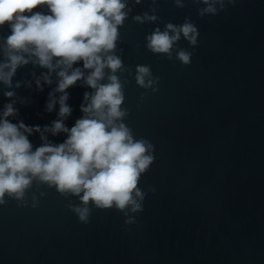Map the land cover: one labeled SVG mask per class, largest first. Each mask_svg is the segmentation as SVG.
Masks as SVG:
<instances>
[{"label": "water", "instance_id": "water-1", "mask_svg": "<svg viewBox=\"0 0 264 264\" xmlns=\"http://www.w3.org/2000/svg\"><path fill=\"white\" fill-rule=\"evenodd\" d=\"M126 3L114 52L124 65L116 73L122 108L129 110L124 122L153 144L155 156L139 184L143 211L125 216L92 208L85 224L66 207L78 198L34 182L24 201L5 196L0 205V264H264V0H237L203 18L197 13L204 5L193 0H183V8L175 0ZM34 11L48 13L47 6ZM145 13L157 19H134ZM189 17L200 33L197 46L181 36L171 59L146 47L157 28ZM9 34L0 27V37ZM180 49L193 53L190 65L176 58ZM137 65L160 78L153 84L158 91L137 85ZM47 73L29 62L17 69L11 88L0 83V118L12 103V123L41 127L29 135L34 149L45 143L44 126L59 118L58 103L47 110L49 94L62 95L55 93V73L51 84L44 82ZM92 91L83 80L67 90L68 128L84 115V94ZM43 134L56 144L67 139L63 132ZM129 217L135 222L126 224Z\"/></svg>", "mask_w": 264, "mask_h": 264}, {"label": "clouds", "instance_id": "clouds-1", "mask_svg": "<svg viewBox=\"0 0 264 264\" xmlns=\"http://www.w3.org/2000/svg\"><path fill=\"white\" fill-rule=\"evenodd\" d=\"M193 2L204 5L197 13L203 18L218 15L226 4L235 5L237 0ZM175 3L179 8L185 6L183 0ZM41 6H47V14L34 11ZM127 7L126 0H0V27L10 30L9 35L0 37V83L11 88L17 69L29 62L48 69L43 77L47 84L52 83L50 74L55 73V93L62 95L57 98L50 93L47 110L51 112L58 103L59 118L51 127L44 126L43 133L67 134L63 143L56 144L48 142L42 133L45 143L34 149L29 135L41 132V127H29L22 121L12 123L8 118L16 115L17 109L12 103L5 105L0 118V205L7 202L5 196L24 201L26 192L34 182H39L55 188L64 197L78 198V204L69 203L66 207L85 224L92 208L116 210L125 216L143 211L146 193L139 184L155 160L154 146L144 137L136 138L124 122L129 110L122 108L125 94L116 75L124 65L114 54L119 27L128 16ZM134 19L143 23L144 19L155 21L157 17L145 13L143 18ZM199 35L189 17L181 25L168 23L164 31L157 28L146 37V47L153 54H166L171 59L181 36L195 47ZM192 55L180 49L176 58L188 66ZM81 62L82 68L74 67ZM151 77L150 66H136L137 85L156 92L159 89L153 84L158 85L160 78ZM81 80L93 91L85 92L86 104L81 105L84 115L68 128L64 120L73 109L67 104V90ZM19 86L17 83L16 87ZM37 86L42 90L39 80ZM14 95L12 91L5 93L9 98ZM143 96L142 93L141 99ZM134 222L132 217L125 220L126 224Z\"/></svg>", "mask_w": 264, "mask_h": 264}]
</instances>
